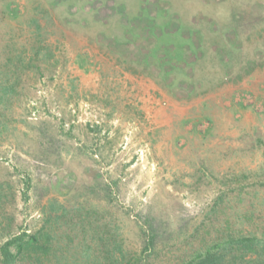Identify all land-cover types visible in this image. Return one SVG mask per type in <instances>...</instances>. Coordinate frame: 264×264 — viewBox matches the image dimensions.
I'll return each mask as SVG.
<instances>
[{"label":"rangeland","instance_id":"rangeland-1","mask_svg":"<svg viewBox=\"0 0 264 264\" xmlns=\"http://www.w3.org/2000/svg\"><path fill=\"white\" fill-rule=\"evenodd\" d=\"M140 2L70 15L80 3L0 0V84L16 83L0 101V221L36 230L51 202L95 209L88 235L68 220L77 241L112 220L139 253L151 219V264L264 237V0H143L139 16ZM159 10L173 33L158 43Z\"/></svg>","mask_w":264,"mask_h":264},{"label":"trees","instance_id":"trees-1","mask_svg":"<svg viewBox=\"0 0 264 264\" xmlns=\"http://www.w3.org/2000/svg\"><path fill=\"white\" fill-rule=\"evenodd\" d=\"M74 2L81 5H78L76 11L72 13L69 11L70 15L82 11L88 12L83 6V0H74ZM145 5L147 4L141 0L140 8L137 11L139 16L146 10ZM59 6L60 4L57 5V7ZM16 11L11 9L13 17L17 16L18 12ZM162 15L163 10H159L154 15L153 28H147L154 30L158 27L160 33H153L158 43L163 36L173 33L166 31L170 29L169 26L163 28L159 23L158 17ZM32 22L38 35H42L46 26H43L37 17H33ZM123 28H127V26ZM137 28L139 29V26L133 28V36L139 37L141 33L137 31ZM184 38L190 41L193 35L184 36ZM229 42L233 44L234 51L237 52L236 41ZM42 48H38L36 53L40 54ZM227 51V49H223L220 54L227 53L229 55L230 53ZM23 59L21 58L22 61ZM162 61L164 60L162 59ZM223 61L227 62V58ZM195 62L196 60L191 64ZM27 65H31L29 61ZM5 83L0 84V101L7 99L9 93L16 91V83H12L11 80ZM44 213L43 224L36 230L21 227L18 231L12 232L7 230L10 223L4 219L0 221V264H151L150 258L156 250L158 237L156 226L151 219L145 220L146 230L142 225L141 228L145 231L144 244L139 253H134L126 247L117 227H115V231L110 229L112 220H106L104 226L92 228V233L97 238L77 241L75 230H69L72 227H68V220L77 216L75 225H80L85 232L83 235H88L84 223H91L93 218L98 215L99 211L95 209H88L83 213L81 208L72 210L64 204L51 202L48 210ZM62 228L64 230L60 231ZM179 264H264V237H259L256 234L226 233L204 248L195 250L190 258L184 259Z\"/></svg>","mask_w":264,"mask_h":264}]
</instances>
